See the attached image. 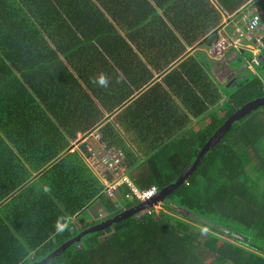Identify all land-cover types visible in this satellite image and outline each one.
Listing matches in <instances>:
<instances>
[{
  "label": "trees",
  "instance_id": "16d2710c",
  "mask_svg": "<svg viewBox=\"0 0 264 264\" xmlns=\"http://www.w3.org/2000/svg\"><path fill=\"white\" fill-rule=\"evenodd\" d=\"M151 1L0 0V196L27 181L28 166L37 172L57 159L32 185L24 186L8 205L10 211L1 207L0 233L6 242L0 264L43 259L96 222L86 221L85 216L94 201L100 200L109 211L107 217L144 202L134 198L130 188L139 191L154 185L158 192L168 186L236 107L257 98L243 90L247 84L236 78L229 86L210 84L209 100L202 94L193 97L188 84L174 88L166 83L168 91L162 93L155 83L151 100L127 103L129 86L135 87L148 68L142 58L137 59L145 32L151 45L156 36L149 23L159 21L158 32L182 55L203 34L213 36L222 10L238 8L241 14L247 0ZM251 5L264 12V0H251ZM158 10L164 15L161 19ZM206 43L205 37L202 44ZM176 63L163 54L156 69H170ZM99 73L109 77L107 88L92 83ZM144 77L153 81L151 72ZM256 91L263 94L259 88ZM143 107L148 113L142 124L150 130L163 125L171 131L174 124L186 121L188 113L210 121L186 134L175 128L172 137L159 140L156 153L162 157L156 164L144 158L139 166L129 146L123 147L131 185L107 197L105 184L98 181L85 157L90 156L88 148L105 150L103 141H108L112 127L103 123L97 139L90 133L105 120L101 110L110 115L118 108L120 118L129 120L128 112L144 113ZM97 113V120H91ZM159 114L166 117L157 118ZM76 133L86 136L85 141L69 151ZM25 194L27 200H22ZM114 196L120 200L115 202ZM161 196L156 205H145L105 229L82 236L43 264H264V118L238 117L204 152L194 171L184 175L181 185ZM26 203L36 215L29 224L38 230L54 227L55 220L68 216V229L34 245L31 254L30 249L14 251L15 210ZM32 210L24 212V221Z\"/></svg>",
  "mask_w": 264,
  "mask_h": 264
},
{
  "label": "crops",
  "instance_id": "0c3cea01",
  "mask_svg": "<svg viewBox=\"0 0 264 264\" xmlns=\"http://www.w3.org/2000/svg\"><path fill=\"white\" fill-rule=\"evenodd\" d=\"M158 12H159V10H158ZM154 22L157 24H152V22H151L147 25L153 31H155L154 34H156V36H153L152 45H151V43L146 42V39H148V41H149L148 36L150 34H148L149 32H145V34H144V37H145L144 41L145 42L143 41V39H141V42H144V44H143V47L140 48L141 49V53L139 55L140 57H138V59H137V61H138L139 59L142 58L147 63L148 68L141 72L140 77L137 79V82H135V87H134V85H131V87L129 86V90L131 91V93H130V96H129L127 103H129L135 99L151 100V98L153 97L151 95L152 94L151 87L153 85H155V83L159 84V86H157V87L160 89V92H162V90L168 91V87L166 86V83L168 86L174 87V88H178L184 84H187L186 82H183V81L180 82L178 80H173V77H174L175 73L177 72V70H179L182 73L184 72L186 80H197V79L202 80V81H204L203 82L204 85L209 83L207 80L213 79L212 75L208 74V70H209L208 65L204 62V59H206V56L209 59L211 57L205 51L206 44L205 45L202 44L201 39H202V37H204V38L206 37L207 40L210 41L214 36L211 38H208V35H207L208 33L203 34V36L200 37L196 41L195 45L186 46L185 50L182 52L183 54L181 56L180 54L176 53V51L178 50V47H175L171 43V41L165 40L164 37L158 32L159 21H154ZM221 22H222V20H221ZM230 29H231L230 23H226L223 27V30L226 33H229V35L231 36ZM199 36H201L200 33H199ZM201 52L205 53L206 56H205V54H201ZM163 54L172 57L173 60H175L177 63L173 68H170V69L165 68V69L159 71L156 69V65L159 61L160 55H163ZM237 54H238L237 48H230V49L225 51V53L223 54L221 59L212 58V59H215L214 60L215 62H217V64H215V66H214L216 79H213V80H218V81H213V82H215V84L216 83L219 84L220 81L225 83L226 76H228V74L231 71V69H229L230 64H234V63L238 62L237 59L235 58ZM213 68H211L210 70L212 71ZM149 72H151L153 75V77L151 79L153 81L147 80L144 77V75H147ZM156 80H157V82H155ZM246 80H247V82H246L247 87H245V89H243V90H245V91L247 90L249 92V94H251V95L258 96L259 94L257 93L256 88H259L260 92H262V89L258 86V79L254 76H248ZM126 83H127V85H129L128 81ZM80 84H82V83L80 82ZM227 86H229V85H227ZM188 89H190V87H188ZM210 90H211V86L204 89L203 91H201V94L207 100L210 99ZM198 95H200V94H198ZM196 96L197 95L193 94V97H196ZM147 109H148L147 107H143L144 113H140V112L137 113L135 111L128 112L129 120H127V119L123 120L120 118L121 113H120L118 108L113 110L110 115H106V114H108L107 111H105L103 113L101 110V113L105 116V120H104V122H100L95 127V129H93V131H91L90 137H92L93 134L95 132H97V137L94 139L99 138L100 127L102 126L103 123L109 122L110 127H112V133L110 134L107 142L105 140L103 141V147L105 144V148H104L105 150L103 152H107L108 150L113 149V148H116V149L121 148L122 149L126 145H130L129 150L133 149V150H135V152L137 150L140 151L142 153V157L143 156L145 157V155L148 154V157H149L148 162L156 164L162 157L159 153H156L157 146H159L161 144L159 142V140L166 141L168 138L172 137V133L174 132L175 128L178 131L183 132L184 134H186L188 132H194L198 128L202 127L201 122L204 120V119L203 120L201 119L202 118L201 116H199V119H197L198 116L196 117V116L188 113L186 115V121L184 123H182L181 125H178L177 127L174 124L175 128L172 129L171 131L169 129H167V126H163V125L158 126V128L156 130H150L148 128H144V126L142 124L143 120L147 117V113H148ZM219 114L221 115L222 113H219ZM98 117H99V114L97 113V115L95 117L91 116V120H97ZM164 117H166L164 114L157 115V118H164ZM113 118L116 119L114 123L111 121V119H113ZM263 118H264V113H263V117H259V116L255 115V120L262 121ZM208 119L206 120V123H208L210 121V119L209 120ZM135 120H139V122H140L139 125H133L130 123L131 121H135ZM71 123H72V121H71ZM80 135H81L80 133H76L75 138H79ZM85 138H86V136L82 135V139L78 143L85 141ZM72 142L73 141H71L69 143V146H70L68 148L69 151H72L74 149V147L78 144V143L74 144V146L72 147ZM109 145H112V146L109 147ZM150 151H153V153ZM71 159L72 158L69 157L68 161ZM56 160L57 159L46 164L42 169H40L37 172H32L31 168L28 166L27 171L29 172V175H30L29 178L27 179V181L24 184L23 183L20 184L17 187V189L12 190L8 195H6L7 193H4L2 196H0V209H1V207L6 206L7 211H10V208L8 207V205H10V203H12L14 201V199L21 193L24 186H26L28 184H29V186L32 185L34 180L40 175V172L43 170L45 172L48 169V167H50L53 164V162H55ZM85 161L88 164L87 156L85 157ZM88 167H89V165H88ZM92 170L94 171L95 175L98 177L97 178L98 181L102 183L103 181L100 177L101 174L99 173L100 174L99 175L96 172L97 169H92ZM104 178L107 180L112 178L111 173L106 169L104 171ZM33 186H36V185H33ZM120 189H124L123 192H125V190H127V188L124 185H122L116 194L120 193ZM3 196H5V197H3ZM36 197H34V198L36 199ZM22 200H27L26 194L22 196ZM114 200H115V202H117L120 200V198L116 199L114 196ZM95 206H98V209H96L94 211H92L89 208V207L94 208ZM99 208L102 209L103 211L100 212ZM27 210H32V206L28 205L27 203L24 204L22 209L17 208L15 210L14 216H15V219L17 222L18 233L15 236L16 244H15L14 251L18 253V252L25 250L27 252V249H30V250H28V253L31 254V250H33L35 248L34 245L41 244L43 242V240L48 239L51 235H53L57 231L56 225H57L58 220H55L54 227L52 226V224H50L49 226H46V227L43 226L41 230H38L36 228H33L34 224H29L30 222H32V223L35 222L36 215H35L34 210H32L30 212L27 220L24 221V219H25L24 212H26ZM85 212L88 215L86 217V221H90V220L100 221V220H104L106 218H110V217H107V215L109 214V211L105 209V207L102 205L100 200L94 201L89 206H87L85 209ZM98 214H100L101 216L98 217ZM1 217H2V213L0 212V218ZM44 220H45V216H44ZM63 220L68 223V216H66ZM46 228L49 231H48L47 235L42 239ZM0 237L3 240V244H0V252L3 253L2 247L4 246V244L6 242V238H5L4 233L3 234L0 233ZM15 257H16V255H15Z\"/></svg>",
  "mask_w": 264,
  "mask_h": 264
},
{
  "label": "clouds",
  "instance_id": "9594fccd",
  "mask_svg": "<svg viewBox=\"0 0 264 264\" xmlns=\"http://www.w3.org/2000/svg\"><path fill=\"white\" fill-rule=\"evenodd\" d=\"M148 2L150 4H153V2L151 0H148ZM243 5L245 7V11L241 14H238V8H235L234 10H230L228 12H225L223 10H222V12H220L219 23L217 25V28H215L212 31L214 37L212 36L213 38L210 41L207 40L208 43H206L205 49L207 50L206 52L211 58L221 59L226 50H228L230 48H237L238 54L235 57L238 61L237 63L239 66V69L237 70V72H239L242 69L246 70V72H244L242 74L243 80H241V82L246 84V82H247L246 79L248 76L256 77L258 79V86L262 89L263 94L258 95V96H256L257 98H254V99L244 103L243 105H241L240 108L236 107L235 110L237 109V111H235L233 113V115H235L236 113H238L240 111L239 113H243V112L244 113H249V112L253 113L249 117H252L255 115H257L259 117H263V113H264V111H263L264 110V43H263L264 12L262 9L258 10L254 6H252L251 0H247ZM158 13H159V16L161 19L164 15L161 14L160 12H158ZM171 13L173 14V11ZM253 17H256L257 27L254 31H252L250 36H248L247 30H246V24L248 23V21L250 22V20ZM146 20H148V21L151 20V16L149 13L147 14ZM221 20H222V22H221ZM161 21L165 22V19H163ZM226 23H230V25H231V30H232V31H230L231 36L229 35V33H226L223 30V27ZM238 32L243 34V35L238 36ZM204 39L205 38L202 37L201 40L203 41ZM246 52L248 53V55H245ZM212 72H214V75H215V67L213 68ZM232 75H233V71L231 70L230 73L228 74V76H226V80H233L234 81L237 78V76H232ZM92 83L97 84L100 87L107 88L109 86L110 80H109V77L105 73H99L95 78L92 79ZM258 108H260V109L257 110ZM233 115H229L227 118H225L223 120V122L215 130L219 129L226 120L228 122V119ZM240 117H241V115H240ZM234 121H236V120H232V122H234ZM231 123L226 130L224 129V131L221 132V134H220L221 136L219 135V137L217 139H215V141L207 149H211L212 146L217 141H219L221 139V137L230 128ZM215 130L212 132V134L215 132ZM212 134L206 139V141L204 142V144L202 145L201 148H203V146L206 144V142L212 136ZM82 135L83 134H81L79 136V138H76V140L82 139ZM74 144H76L75 140L72 142V147L74 146ZM91 150H90V148L87 149V151H89V153L91 152ZM94 152L98 153V151H96V150H94ZM150 152L153 153V151H150ZM130 154L132 155L133 159L138 160L139 166H142L144 158L149 159L148 154H146L145 157L144 156L142 157V153L138 150L136 152L130 150ZM98 157L99 158L105 157L107 162L109 163V165L103 166V169L108 170L111 173L112 178L109 180L104 178L105 181L119 180L123 176L126 177V179L128 181L129 177L127 176V174H125V169H126V165L128 164V161L124 157L123 149L113 148V149L108 150L107 152L98 153ZM196 158H197V153H195V155H194L193 162L196 160ZM87 161H88V158H87ZM123 161L125 162V164H123ZM200 161H201V158L198 157V160L196 162V166L199 164ZM193 162L190 165H188L181 172V174H179L175 178V180L172 183H170L168 186L158 190V192L161 191L162 195L163 194L166 195V193L168 192L169 189H173V188L181 185V183L183 182V179H184V175L186 176L187 174H190L191 171H193L195 169L196 166L191 171H189V172L187 171V169L193 164ZM92 169H99V167L92 168ZM175 181H176L177 186L171 187ZM121 185L126 186V188L128 190L129 188L127 186H130L131 184L127 185L126 183H121L119 186H121ZM151 188H153V193H154L151 196V200H152V199H154L156 193H158L156 190V187L154 185H149L148 187L142 188L139 191L136 190V192L146 191V190H149ZM133 197L136 198L134 195H133ZM147 200H150V199L147 198V199H144L141 201L146 202ZM155 203H157V199H156ZM100 216L101 215L98 214V217H100ZM96 222H99V221H96ZM56 227H57V231L62 233L63 231H66L68 229V224H67V222H65L63 220V218H59L57 221Z\"/></svg>",
  "mask_w": 264,
  "mask_h": 264
},
{
  "label": "water",
  "instance_id": "95a60500",
  "mask_svg": "<svg viewBox=\"0 0 264 264\" xmlns=\"http://www.w3.org/2000/svg\"><path fill=\"white\" fill-rule=\"evenodd\" d=\"M240 115L239 114H235V115L231 116L228 119V122L226 120L219 129L215 130V132L208 139V141L203 146V148H201L197 152V158L193 162V164L187 169L188 172L193 169V167L195 166V164H196V162L198 160V157L201 158V156L204 154V152L206 151V149L209 148L211 146V144L215 141V139H217L219 137V135L221 134V132H223L224 129L226 130L229 127V125L232 122V120H236V118H238ZM175 186H177L176 181L173 183V185L171 187H175ZM163 195H165V194H163ZM162 197L163 196H161V191L158 192V193H156L154 199H152L153 200V203L156 201V199L157 200H160ZM145 205H149V203H147V204L139 203L137 206H134L131 209H123L121 211V213L118 212V214L116 213L115 215H112L110 218H107V219L101 220L99 222H96L97 224H93L91 226L85 227L84 229H82L81 231H79L77 234H75L74 236H72L70 238V240L68 239V240L64 241L63 243H61L57 248H55L52 252H50L48 255H46L43 259H41V260H39L37 262L31 263V264H43L47 260L51 259L53 256L61 253L64 249H66L68 246H70L71 243L79 242V240L81 239L82 236H84L86 234H89V233H92L94 231L97 232V231H100L102 229H105L108 226H110L112 223L118 222V221L126 218L127 216L131 215L136 210H140L141 208H145L146 207Z\"/></svg>",
  "mask_w": 264,
  "mask_h": 264
},
{
  "label": "rangeland",
  "instance_id": "374dc122",
  "mask_svg": "<svg viewBox=\"0 0 264 264\" xmlns=\"http://www.w3.org/2000/svg\"><path fill=\"white\" fill-rule=\"evenodd\" d=\"M205 51H207L206 49H205ZM201 54H205V53H203V52H201ZM205 56H206V54H205ZM215 59H212V58H208L207 56H206V59H204V62L208 65V67H209V70H208V74H211L212 75V77H213V79H216L215 78V75H214V72H212L210 69L211 68H213L214 66H215V64H217V62H215L214 61ZM229 69H231L232 71H233V75L232 76H237V78H238V80H243V76H242V74L244 73V72H246V70L245 69H242V70H240L239 72H237V70L239 69V66H238V63H234V64H230V66H229ZM185 79V74H184V72L182 73V72H180L179 70H177V72L175 73V75H174V77H173V80H178V81H180V82H186L187 84H189V87L191 88H193V94L194 95H198V94H201V91H203L204 89H206V87H208L210 84H211V86L214 84V82L213 81H218V80H207L209 83L207 84V85H204L200 80H184ZM201 83H200V82ZM155 82H157V80L155 81ZM233 82V80H226L225 81V83H223L222 81H220V83L219 84H215L216 86H223V84H224V86H227V85H229L230 83H232ZM195 84H196V86H195ZM240 112V111H239ZM236 113V114H241V117H244V116H251V114H253V113ZM243 115V116H242ZM240 117V116H239ZM115 118H113V119H111V121L114 123L115 122ZM206 120L207 119H204L201 123H202V126L203 125H205V124H207L206 123ZM93 138H96L97 137V132H95L94 134H93V136H92ZM81 141V139H77V140H75V142H76V144L78 143V142H80ZM127 146H130V145H127ZM91 150V149H90ZM130 150H132V151H135V150H133V149H130ZM129 150V151H130ZM197 153V152H196ZM91 155H93V157L94 158H99V157H97V155L94 153V150H91ZM91 155H90V157H91ZM104 171H105V169H103V167H100L99 169H97L96 170V172L99 174H101V179H102V181L103 182H105V179H104ZM194 171V170H193ZM99 174V175H100ZM149 199L150 200H147L146 202H141V203H143V204H147V203H149V204H154V205H156V203L154 202L153 203V200H151V197H149ZM120 205V203H117V204H115V206L116 207H118ZM160 206V204H157V206ZM92 211H94V210H96V209H98V206H95L94 208L93 207H89ZM99 211L100 212H102L103 210L102 209H100L99 208ZM121 213V212H120ZM118 214V213H117ZM85 215H86V217L88 216L87 215V213L85 212ZM93 224H97V223H93ZM93 224H89V225H87V226H91V225H93ZM87 226H85V227H87ZM85 227H83V228H81L79 231H81L82 229H84ZM109 227V226H108ZM78 231V232H79ZM77 232V233H78ZM70 240V239H69ZM71 245H72V243H71Z\"/></svg>",
  "mask_w": 264,
  "mask_h": 264
},
{
  "label": "built area",
  "instance_id": "2783aa9c",
  "mask_svg": "<svg viewBox=\"0 0 264 264\" xmlns=\"http://www.w3.org/2000/svg\"><path fill=\"white\" fill-rule=\"evenodd\" d=\"M257 27V20L256 17H253L250 22L248 21V23L246 24V30H247V34L248 36H250V34L252 33V31H254ZM243 34L238 32V36H242ZM255 61V60H254ZM97 157H98V153L94 152ZM91 155V152H90ZM88 164L92 167V168H96V167H103L105 165H109V163L107 162L105 157H101V158H94L93 155H91V157H88ZM105 190L107 193V196H113L116 191L118 186L121 183H126L127 185H129V182L127 181L126 177H122L119 180H113V181H105ZM131 189V194L134 195L137 199H147L149 197H151L154 193H153V188L146 190V191H142V192H136L135 189L130 188Z\"/></svg>",
  "mask_w": 264,
  "mask_h": 264
}]
</instances>
